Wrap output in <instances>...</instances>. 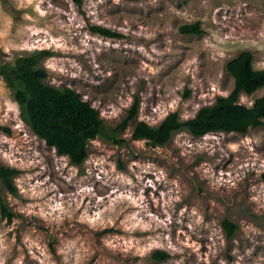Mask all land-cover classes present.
I'll return each mask as SVG.
<instances>
[{
	"label": "rangeland",
	"instance_id": "374dc122",
	"mask_svg": "<svg viewBox=\"0 0 264 264\" xmlns=\"http://www.w3.org/2000/svg\"><path fill=\"white\" fill-rule=\"evenodd\" d=\"M199 22L202 35L180 27ZM103 27L110 38L93 31ZM0 64L47 50L46 83L68 87L100 112L108 130L128 115V146L97 138L72 165L22 119L0 78V163L19 170L3 192V264H264V127L165 146L133 140L137 123L181 120L228 96L227 63L244 51L264 69V0H0ZM264 87L239 102L251 107ZM225 220L237 226L229 237ZM155 251L169 255L153 259Z\"/></svg>",
	"mask_w": 264,
	"mask_h": 264
},
{
	"label": "trees",
	"instance_id": "16d2710c",
	"mask_svg": "<svg viewBox=\"0 0 264 264\" xmlns=\"http://www.w3.org/2000/svg\"><path fill=\"white\" fill-rule=\"evenodd\" d=\"M77 5L82 0H74ZM93 31L105 37L115 38L118 34L103 27ZM183 35H202L204 30L199 22L180 27ZM0 50V55H1ZM47 50L36 51L19 57L13 64H0V78L14 93L20 106L22 119L48 147L55 148L59 156H67L72 165L81 166L88 158V145L100 138L114 145L128 146L121 138L131 121L139 114L140 100L136 98L126 118L113 130H108L100 112L75 90L57 88L46 83L48 72L41 67V61L50 56ZM253 54L244 51L227 63V70L235 81L234 90L226 97H218L213 105L201 108L197 115L181 120L177 112L170 113L159 126H150L144 121L137 123L133 140H146L154 147L165 146L173 135L186 130L195 137L211 133L247 134L250 128L264 127V96L248 107L239 102L242 94L252 95L264 87V69L253 67ZM10 128L0 125V138L11 135ZM19 174L15 168L0 163V210L3 218L12 221L15 214L8 206L3 192L17 195L14 178ZM223 226L229 237L237 226L228 220ZM169 255L155 251L153 259L164 262Z\"/></svg>",
	"mask_w": 264,
	"mask_h": 264
},
{
	"label": "clouds",
	"instance_id": "9594fccd",
	"mask_svg": "<svg viewBox=\"0 0 264 264\" xmlns=\"http://www.w3.org/2000/svg\"><path fill=\"white\" fill-rule=\"evenodd\" d=\"M0 264H3V261H0Z\"/></svg>",
	"mask_w": 264,
	"mask_h": 264
}]
</instances>
